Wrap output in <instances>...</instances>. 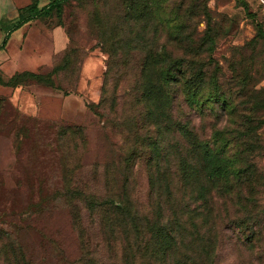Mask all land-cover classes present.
Listing matches in <instances>:
<instances>
[{
	"label": "rangeland",
	"instance_id": "374dc122",
	"mask_svg": "<svg viewBox=\"0 0 264 264\" xmlns=\"http://www.w3.org/2000/svg\"><path fill=\"white\" fill-rule=\"evenodd\" d=\"M132 1L128 15L130 0H0L24 25L0 42V264H123L158 203L169 216L150 186L160 177L205 224L183 241L189 264H264V4ZM57 95L56 116L39 117L33 106ZM183 124L226 161L224 180L200 168L181 186L179 156L201 166ZM73 182L82 194L67 197ZM124 197L128 212L108 208Z\"/></svg>",
	"mask_w": 264,
	"mask_h": 264
},
{
	"label": "trees",
	"instance_id": "16d2710c",
	"mask_svg": "<svg viewBox=\"0 0 264 264\" xmlns=\"http://www.w3.org/2000/svg\"><path fill=\"white\" fill-rule=\"evenodd\" d=\"M135 2L130 0V4L126 6V14L130 15L133 10ZM47 8V7H46ZM20 21V20H19ZM20 22H23L21 20ZM20 22L13 25L14 28L20 25ZM199 82L201 81V77L198 78ZM201 84V82L199 83ZM198 86L195 88L197 90ZM149 90V89H148ZM147 92V91H146ZM148 95V92L146 93ZM207 99L200 101V103L196 102L195 105L201 110V106L206 105ZM201 105V106H200ZM169 120V119H168ZM169 128V127H168ZM177 132L180 134L185 141H187V152L192 153L194 151H200V160L201 166L196 168V166L192 163L191 160H187L184 155L179 156L176 160L174 166V174L177 176V180L181 184L183 188L188 189L189 193L192 190L193 184L195 182L196 173L199 172L201 168L205 175L210 179L212 177L224 180L228 174L227 163L223 160L219 163V156L212 149L211 145L207 141H197L189 128L185 124L176 126ZM154 151L158 153L157 146L154 144ZM178 147H175V149ZM163 150V148H162ZM154 159V158H153ZM217 160V162L215 161ZM155 161V159H154ZM155 165L157 166V162L155 161ZM156 185V192L158 195H161L162 191L165 193L164 200L171 204L172 208L169 212V216H165L161 212V208L159 207V203L157 205L158 208H155L151 214V219L148 221L147 225H145V240L140 245H136L133 253L128 257V255L123 254V264H133L134 259L137 256L138 259H143L147 264H153L156 262H161L163 264L166 261L175 264H189L192 261L193 255L186 256L187 251L189 253H195V249H189L183 247V241L185 237H191L192 235H196L199 233L197 231L198 226H203L205 224L199 223L196 225L194 220V209L189 208V204L185 202L182 205V201L180 199H176L172 194L173 190V180L168 178L160 177L155 179L153 182H150V186L154 187ZM82 189L75 183L69 187L64 189V195L69 197L71 194H82ZM191 198V195H188V198ZM198 197V196H197ZM126 197L123 200H114L108 204V208L116 209L119 213L128 212L131 208L130 205H126ZM203 200V202H205ZM193 239L190 238V241L187 244H193ZM206 246V245H205ZM138 247V248H137ZM129 254V252L127 253ZM186 258V260H180L182 257Z\"/></svg>",
	"mask_w": 264,
	"mask_h": 264
},
{
	"label": "crops",
	"instance_id": "0c3cea01",
	"mask_svg": "<svg viewBox=\"0 0 264 264\" xmlns=\"http://www.w3.org/2000/svg\"><path fill=\"white\" fill-rule=\"evenodd\" d=\"M259 1L264 4L263 0H259ZM5 17H6V14H4V13H2L0 15V42L3 38V35L7 34L8 29L16 23L15 18H11L10 16H9L10 18H8V17L5 18ZM22 27H24V25L16 28V30H14L10 34L11 36L7 40L6 46L9 45L13 40L17 39L16 37L18 34H22ZM52 40H53L54 45L56 46V47H54V45H53L54 50L59 51L64 44L62 33L59 30H54L52 33ZM4 57H5V52L3 51V49H0V62L2 60H4ZM93 65H95V63H89V64L84 63L83 70L87 71L86 73L89 74L90 73L89 70H86V69H88V66H93ZM93 70L90 69V71H93ZM0 75L2 78H4V71L2 70V65H0ZM12 86L14 87L15 91L12 92L11 99H14L17 96L19 97V91L17 88H20V85H18V83L16 82V83H13ZM61 101H62V96H59V95H57V96H44L43 98L39 99L36 106H33V110L37 113V115L39 117L53 118L56 116V114L58 112L57 106L61 104ZM31 105H33V104H31Z\"/></svg>",
	"mask_w": 264,
	"mask_h": 264
}]
</instances>
